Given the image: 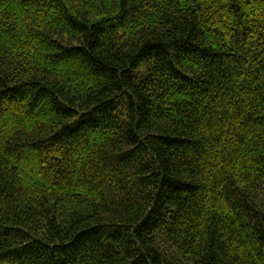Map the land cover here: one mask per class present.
Wrapping results in <instances>:
<instances>
[{"label": "trees", "instance_id": "1", "mask_svg": "<svg viewBox=\"0 0 264 264\" xmlns=\"http://www.w3.org/2000/svg\"><path fill=\"white\" fill-rule=\"evenodd\" d=\"M0 264H264V0H0Z\"/></svg>", "mask_w": 264, "mask_h": 264}]
</instances>
